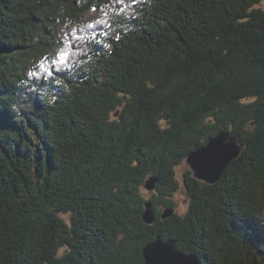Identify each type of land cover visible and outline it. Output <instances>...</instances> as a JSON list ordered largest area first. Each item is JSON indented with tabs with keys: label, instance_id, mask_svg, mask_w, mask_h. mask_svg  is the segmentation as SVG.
I'll list each match as a JSON object with an SVG mask.
<instances>
[{
	"label": "trees",
	"instance_id": "16d2710c",
	"mask_svg": "<svg viewBox=\"0 0 264 264\" xmlns=\"http://www.w3.org/2000/svg\"><path fill=\"white\" fill-rule=\"evenodd\" d=\"M262 4L0 0V264H143L157 236L264 264ZM222 131L240 157L214 185L185 170V211L161 220L176 167Z\"/></svg>",
	"mask_w": 264,
	"mask_h": 264
},
{
	"label": "water",
	"instance_id": "95a60500",
	"mask_svg": "<svg viewBox=\"0 0 264 264\" xmlns=\"http://www.w3.org/2000/svg\"><path fill=\"white\" fill-rule=\"evenodd\" d=\"M242 147L228 131L218 132L209 138L203 147L187 154L183 164L193 177L208 185L216 184L226 168L241 155ZM158 178L149 176L143 183L146 192H153ZM161 220H166L174 214L173 208H164L160 213ZM142 220L146 225H152L155 220L152 203L144 205ZM143 264H200L195 256L178 251L174 244L157 236L142 250Z\"/></svg>",
	"mask_w": 264,
	"mask_h": 264
},
{
	"label": "rangeland",
	"instance_id": "374dc122",
	"mask_svg": "<svg viewBox=\"0 0 264 264\" xmlns=\"http://www.w3.org/2000/svg\"><path fill=\"white\" fill-rule=\"evenodd\" d=\"M261 9L264 10V4H262ZM31 68L26 69V74L31 75L34 72H32ZM30 132H32V138L35 140V134L33 133V130L31 129ZM187 170V168L185 167V165L181 164L178 167H176L175 169V174H176V179L179 182V190L175 193V195L173 196V200L175 201V206L173 207L174 209V213H178V214H182L185 211L186 205H187V194H186V190L183 184V180H182V174L183 172ZM145 192V195L147 196L148 194H152L153 192ZM163 209V208H162Z\"/></svg>",
	"mask_w": 264,
	"mask_h": 264
},
{
	"label": "snow or ice",
	"instance_id": "6c2138e0",
	"mask_svg": "<svg viewBox=\"0 0 264 264\" xmlns=\"http://www.w3.org/2000/svg\"><path fill=\"white\" fill-rule=\"evenodd\" d=\"M93 10H95V9H93ZM66 55H67L66 52H64V51H60L59 54H58L59 62L63 63V58H64ZM54 63H55V61H54Z\"/></svg>",
	"mask_w": 264,
	"mask_h": 264
}]
</instances>
